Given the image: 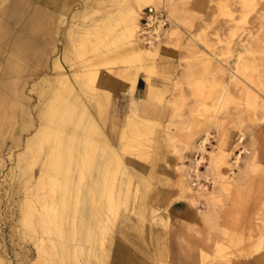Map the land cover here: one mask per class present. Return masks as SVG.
I'll list each match as a JSON object with an SVG mask.
<instances>
[{
  "label": "rangeland",
  "instance_id": "obj_1",
  "mask_svg": "<svg viewBox=\"0 0 264 264\" xmlns=\"http://www.w3.org/2000/svg\"><path fill=\"white\" fill-rule=\"evenodd\" d=\"M162 1L156 0L157 3L153 4L164 8L171 18L162 36L176 38L170 41L179 51L176 58H161L166 49L163 41L157 55L149 59L135 60L120 47L118 20L122 14L119 11H127L135 0H72L70 3L63 0L58 33L54 42H49L51 48L46 50L44 62L40 66L28 67L32 68L30 72L0 71V79L17 80L16 86L18 82L9 104L11 110L0 116V264H155L165 261V231L171 226L170 206L179 192V174L175 169L178 153L174 148H181L184 144L191 146L183 150L188 158L194 154L193 148L197 149L195 139L198 134L210 130L216 135L211 144L217 145L223 139L226 150L233 149L239 130H243L241 144L245 146L241 148L246 152H242L239 162L233 166L231 178H222L227 181L216 182L214 192L201 197L217 215L229 212V218L222 226L225 233L219 232L220 238L215 244L219 243L213 256L208 258L206 255L204 261L207 260V264H242L243 258L255 253L253 246L259 234L256 218L245 215L252 197L264 195V120L259 119L264 114V97L259 96L264 95V0H175L172 7ZM116 40L119 41L117 44ZM187 42L192 49L199 51V57H195L196 54L188 56L190 47ZM55 56L63 64V71L72 84L71 93L67 92L61 98L54 95L59 82L51 71ZM220 58L227 63L221 64ZM244 63L246 70L243 69ZM142 65L146 70L140 74L145 78L157 74L166 84L158 99H155L156 94L151 98L160 102L161 118L149 119L141 113L138 103L139 115L148 117L146 128L152 134L147 136L150 132L146 128L137 136L136 131L128 132L129 144L140 140V135L141 141L147 142L141 147L140 154H124L119 149V135L135 98L134 91L131 92L128 86L133 82L131 77L136 75L135 70ZM233 65L243 69L236 80L230 78L229 67ZM85 68L100 71L97 89L92 90L90 85L83 83L85 79L81 75ZM103 86L108 100L98 110L96 99L104 91ZM62 90L64 88L60 87L59 95L65 92ZM218 96L220 100L215 98ZM75 98L88 105L105 131L110 147L117 149L121 159L120 163L111 162L114 167L111 163L108 165L107 175L105 173L108 180L104 187L116 189L117 193L120 190L126 208H121L116 218L101 220L100 228L98 226L94 232L85 228L83 220L85 218L90 227H94L95 217L87 216V213L91 214L94 202L89 199L85 184L90 183L96 161L87 159L81 165L80 172L84 177H80L83 183L80 196L84 197H80L77 205L74 187L65 180H43L40 184L30 180L39 173L43 162L49 164L53 161L48 146L54 136L38 138L35 133L42 124L54 126L57 111ZM250 99L260 101L256 107L261 114L257 117L252 115ZM5 114L10 115L6 124L2 123ZM70 124L69 119L65 120L66 130L62 132L67 134ZM166 126L172 136L170 139L165 133ZM252 152L256 153L253 164L249 163ZM233 155L231 150L229 162L235 160ZM106 179L104 176V181ZM64 192L66 196L61 197ZM39 198L45 201L49 210L45 209L41 215L35 209H28L30 204L38 207ZM103 198L101 204L106 213L109 203L107 197ZM154 211H160L167 221V228L155 224ZM110 220H114L113 223Z\"/></svg>",
  "mask_w": 264,
  "mask_h": 264
},
{
  "label": "crops",
  "instance_id": "obj_2",
  "mask_svg": "<svg viewBox=\"0 0 264 264\" xmlns=\"http://www.w3.org/2000/svg\"><path fill=\"white\" fill-rule=\"evenodd\" d=\"M62 1L63 0H0V59L3 60L1 61L3 64L1 65L2 69L0 71L13 74H19V72L23 71L30 72L32 71V68L28 67L35 65L40 66V64L44 62V58L47 54L46 50L51 48L49 42H54L58 33L57 23L61 15V9L64 6L62 5ZM65 1L67 3L72 2V0H64V2ZM145 7L146 6L142 8L141 15ZM163 39V45L166 49L164 50V55L161 58L167 59L178 57L179 51L177 47L171 45L170 42L174 41L176 38L169 36V38L166 39L163 36ZM187 45L190 47L188 56H193L199 53L198 50L196 51L195 49H192V45L188 42ZM52 66L53 65H51V69ZM16 81L17 80L7 79L6 77L0 79V116L3 115L2 112L5 113L8 110L9 113L11 110V105H9L11 103V97L13 96L15 89L18 88V82L17 86L15 84ZM150 85L155 89L154 91L157 95V98L155 99H158V94H160L162 90L166 88V84L160 75H150L148 81L144 74H140L134 88V99H141L139 103L140 108L142 109L141 113L143 115L145 114L146 116H149V119L155 118L156 116L157 118H161V116H159L162 109L159 108L160 102H155V100H152L147 96ZM250 104L252 106V115L254 117H257L258 114H261L258 112L256 107V105L260 104V101L250 99ZM262 115L264 114H261L259 119H262ZM9 118L10 115L5 114L2 123H8ZM241 131L245 134V132L240 129L239 132ZM209 132L210 137L206 145L208 150L222 148L229 153V156L231 154V150H233L235 154L233 156L235 158L237 156L236 151H239L238 154L241 157L242 152H246L245 149L241 148L245 146V144H241L242 142L237 146L236 142L233 145V149L228 148L227 150L224 147L225 145H223V139L221 143L217 145L211 144V142L216 139V135L212 134L211 130ZM203 135H205L204 132L200 133L195 139V142H199ZM230 141L231 138L229 139V142ZM208 145H211V148H209ZM175 148L179 149L177 150L178 154H181L182 159L184 158V160L180 161L178 155L175 153L178 160L177 164L175 165V169L178 170L180 177H178V179L181 180H177L179 192L170 206L169 214L171 226L169 230L165 231L166 259L163 262L172 264H207L206 262L208 261H204V258L206 255H208V258L213 256L212 253L214 248L217 243H219L217 242L215 244L217 239L220 238L219 232L225 233V230L222 226L226 224L229 218V212L227 211L226 213L223 212V214L217 215L212 206L207 204L206 200L201 197L211 195L212 191L214 192L215 190L214 187L216 182H221V180H223V182L227 181L222 179V177L219 175L227 173V178L229 179V175L231 176V173L234 172L233 166H235L234 164L236 163L233 160L232 162H229L232 166H219V169L217 167L215 169L214 166L209 165L210 156L209 154L207 155L206 152L202 153L201 150L198 151L197 149L193 148L192 152H194V154L192 156L189 155L190 157L187 158V156L183 154V150L185 148L191 147H186L184 144V146L181 148ZM201 153L205 156V162H202V164L199 166L200 169L198 168L197 174L194 175V172L192 173L191 171L193 167L192 160L197 156H201ZM254 155L256 156L255 152L250 154L249 163L251 164L255 163L256 161H253ZM182 162L185 166L179 169L178 166ZM221 169H224V171ZM181 174H183L185 178ZM216 176L219 177L217 178ZM180 183L183 185V187L179 185ZM209 189L211 190L209 191ZM247 212L248 213L245 215L246 217L253 215L255 216V225L260 233V229H264L261 228L264 227V217H262L264 216V213H262L264 212V195H255L252 197V202ZM210 217H212V219ZM165 221L154 222L165 226ZM221 243L223 242L221 241ZM242 260V264H264V248H260L259 250L255 251V253L250 254L247 258H243Z\"/></svg>",
  "mask_w": 264,
  "mask_h": 264
},
{
  "label": "bare ground",
  "instance_id": "obj_3",
  "mask_svg": "<svg viewBox=\"0 0 264 264\" xmlns=\"http://www.w3.org/2000/svg\"><path fill=\"white\" fill-rule=\"evenodd\" d=\"M163 3H168V5L170 7L174 6V3L176 2L175 0H163ZM153 3H157L156 0H135V2L133 4H131V6L128 7V10L125 12H121L119 11L122 15L120 16V19L118 20V23L121 27V31H119L120 33V39L122 40L121 42V48L124 51H127L128 54H130V57H134L135 58H139V59H149L152 58L154 56L157 55V52L159 51L160 46H162V40H163V36L165 33V30L163 31V33L161 35H157L155 37L154 41H150L149 44H145L142 39L140 38L139 35V19H140V15H141V10L144 6H148V5H153L155 7H157L156 5H154ZM162 7V6H161ZM164 9V8H162ZM165 10V9H164ZM166 11V10H165ZM167 12V11H166ZM36 13V12H35ZM40 15V14H39ZM168 17L170 18L169 14L167 13ZM44 16V15H43ZM42 17V16H41ZM38 19V18H37ZM171 19V18H170ZM35 20V19H34ZM260 20V19H259ZM33 24V22H32ZM35 24V23H34ZM33 27V26H32ZM119 29V28H118ZM117 30V29H116ZM118 34V33H117ZM119 35V34H118ZM118 37V36H117ZM192 37V36H191ZM193 38V37H192ZM118 39V38H117ZM119 39V41H120ZM85 40V39H84ZM118 40L115 41V43ZM118 41V42H119ZM191 41V40H190ZM27 43V42H26ZM190 43V42H189ZM117 44V43H116ZM115 44V45H116ZM118 46V45H116ZM118 49V48H117ZM248 49V47L246 48ZM251 49V48H250ZM118 51V50H116ZM115 51V52H116ZM245 52V51H244ZM249 52V51H248ZM247 52V53H248ZM223 53V52H222ZM242 53V51H241ZM209 54V53H208ZM231 54V53H230ZM241 55V54H240ZM118 56V55H116ZM129 56V55H128ZM199 54H196L195 57H199ZM213 55H211L212 57ZM237 56V53H236ZM239 56V55H238ZM242 56V55H241ZM244 56V55H243ZM243 56L241 57L242 59ZM194 57V58H195ZM240 57V56H239ZM193 58V57H192ZM202 58V57H201ZM88 59V58H87ZM102 59V58H101ZM104 59V58H103ZM122 59V58H121ZM221 59V58H220ZM219 59V60H220ZM235 59V57H234ZM241 59V60H242ZM136 60V59H135ZM191 60V59H190ZM189 60V61H190ZM200 60V58H199ZM205 60V59H203ZM217 60V59H216ZM53 66H52V73L55 75V77L59 80L58 85L56 87V92L54 93V95L57 98H61L65 93L72 91V84H70L68 76L66 75V73H64V67L63 64L61 63V61L58 59V57L55 56V59L53 60ZM187 61V60H186ZM193 61V59H192ZM227 61V60H226ZM243 61V60H242ZM75 62V61H74ZM141 62V61H140ZM195 62V61H194ZM193 62V63H194ZM197 62V61H196ZM221 64L225 65L224 60L221 59ZM240 62V60H239ZM88 63V62H87ZM142 63V62H141ZM191 63V61H190ZM145 64V63H143ZM197 64V63H196ZM241 64V63H240ZM246 63H244L243 65V69L246 70ZM79 65H82L81 63ZM88 65V64H87ZM90 65V64H89ZM88 65V66H89ZM94 65V64H93ZM189 65V64H188ZM192 65V64H191ZM236 65V64H235ZM85 66V65H84ZM87 66V68H88ZM193 66V65H192ZM197 66V65H196ZM234 66V65H233ZM82 68V67H81ZM14 69V68H13ZM111 69V68H110ZM230 78L232 80H236L239 79L240 77V73H243V69L242 67L239 68L237 67H232L230 68ZM64 70V71H63ZM83 70V69H81ZM146 70L145 65H142V67L138 68L136 71V75H134L133 77H131V80H133V82H131L128 86L129 90L131 92L134 91L135 85H136V81L138 79V75H140L141 72H144ZM191 71V70H190ZM190 71H187L189 73H191ZM225 74V73H224ZM78 74H76L75 77H77ZM82 77H84V82L85 85H90L89 88L92 90L97 89V84H99V79H100V71L94 70V69H86L84 70V74L81 75ZM228 78V76H226ZM149 81V78H146ZM50 80V79H49ZM50 82V81H49ZM102 83V82H101ZM100 83V84H101ZM52 84V83H51ZM228 85V84H227ZM60 87H63L64 90H62L64 93H61L59 95V91H60ZM225 87V86H224ZM104 90V86L102 87ZM76 90V89H75ZM107 91H101L100 92V97L98 99H96V103L97 106L96 108H98V110H100L102 108V104L105 103V101L108 100V93H106ZM223 92V91H222ZM264 92V91H262ZM77 94V93H76ZM214 94V93H213ZM260 94V93H259ZM154 89L153 87L150 85L148 88V92H147V96L150 98H154ZM221 95V94H220ZM219 95V96H220ZM215 97V98H219ZM264 97V95H259ZM258 96V97H259ZM131 97V96H130ZM257 97V98H258ZM69 98V97H68ZM134 98V97H133ZM216 99V100H217ZM141 99H132L131 101V107L129 112L127 113V115L125 116L124 119V123L123 126L121 127V133H120V147L119 149L124 153V154H134V153H139V151L141 150V147L144 146V144H146L147 141L143 142V140L141 141V139L138 141H133L134 143L129 144V133L130 131H136L137 134H140V132L142 130H144L148 125H147V118L144 116L139 115L138 112V103L140 102ZM220 100V99H218ZM53 101V100H52ZM84 101V100H82ZM259 101V100H258ZM50 102V101H49ZM218 102V101H217ZM216 102V103H217ZM222 102V101H221ZM62 103V101H61ZM65 104V103H64ZM104 105V104H103ZM262 105H264V102H262ZM56 106V105H54ZM106 106V104H105ZM55 108V107H54ZM47 109V108H46ZM56 109V108H55ZM54 109V110H55ZM97 110V109H96ZM97 112V111H96ZM262 112V111H261ZM99 114V113H97ZM104 114V112H103ZM58 116L56 119H54V123L55 125L53 126H48L47 124H42L41 127L37 130V132L35 133L38 138L39 137H46V139H49V136H54V141L52 142L51 145H49L48 148V153L49 156H52V160L49 164H46V162H43V164L40 165V168L37 172H39L38 174L35 173L34 176L31 177L30 180L33 179V183L37 182L38 184H40L41 181H47V180H51V179H62L63 181L65 180L67 182V184L72 185L74 187V191L76 192V198H75V202L76 205L77 203L80 202V196L81 194V186L83 185L82 183V173L81 171V165L83 164V162L87 161V159L96 161L95 167L92 168V170L94 169V173H91V178H90V183L85 184L87 186V193L90 196V200L91 202H94V208H91L93 210H91V214H88L87 211V216L91 215L93 217H95V221L93 224H98L97 226L94 225V227H90L88 220H86L84 218V223H86L85 228H89L90 231L95 230L98 226L100 228V222L101 220H109L110 218H116L118 216L119 210L121 208H126V203L122 202V198H121V194H120V190L118 191V193L116 192V189L110 188L108 190L107 187H104L105 184L104 182H106L108 179H106V175H107V167L108 165L114 161H118L119 163L121 162L120 159V155L118 154V151H116L115 149H113L112 147H110V141L107 137V135L104 133L105 131H103L100 127V125L98 124L97 120L95 117H93V115L91 114L88 105L84 103H82L80 100L76 99L73 100L72 103H67L66 105L63 106L61 109H59L57 111V115ZM100 116V115H99ZM103 117V116H102ZM70 120V124L71 126L69 127V131L68 133H64L62 132L64 129L66 130L65 127V120ZM100 119V118H99ZM71 120L73 122H71ZM262 120H264V117H262ZM49 122V120H48ZM105 122V120H104ZM103 122V123H104ZM102 123V121H101ZM150 127V126H149ZM189 126H186L185 128L188 129ZM171 128V127H170ZM147 129V128H146ZM148 130V129H147ZM150 130V129H149ZM148 130V131H149ZM208 130V129H207ZM147 132V131H146ZM150 132V131H149ZM166 136L167 138H171V133L170 130L168 128V126H166V130H165ZM53 134V135H52ZM142 134V132H141ZM147 134V133H146ZM152 133L150 132L149 135L150 136ZM209 131L205 132V136L202 137L201 141L199 143H196V148L198 150H201L202 153H207V155L209 154L210 156V166H214L215 169L216 167L219 169V166L222 165H229L232 166L229 161H228V156L229 153L226 152L225 150H223L222 148H216L215 150H208L206 148V145L209 141ZM199 135V134H198ZM146 137V136H145ZM144 137V138H145ZM244 137V133L241 131L237 140V144H240L243 140ZM119 138V137H118ZM149 138V137H148ZM119 140V139H118ZM132 141V140H131ZM149 141L151 142L150 138ZM192 142V141H191ZM194 143V141H193ZM110 147V148H107ZM118 147V146H117ZM191 147V146H190ZM194 147V146H193ZM179 150L178 148H174V151L178 153ZM201 153V154H202ZM140 154V153H139ZM141 156H143V154H141ZM178 158L181 160H184V158L182 159L181 154H178ZM241 158V156L239 154H237L234 162L237 163L239 161V159ZM64 160L65 163H64ZM193 167L191 169L192 173L195 175L197 174L198 168L199 166L202 164V162H205V156L204 154H202L200 157H195L193 160ZM208 161V162H209ZM90 162V163H91ZM117 162V163H118ZM118 163V164H119ZM63 164H65V166H63ZM89 164V163H88ZM93 164V163H92ZM113 163H111L112 165ZM122 164V163H121ZM78 165V167H77ZM90 165V164H89ZM117 166V164H114ZM207 165V164H206ZM235 165V164H234ZM84 166V165H83ZM86 166V164H85ZM184 163L182 162L178 168L181 169L182 167H184ZM111 167H114L113 165ZM123 167V166H122ZM121 167V169H122ZM90 168V167H89ZM117 168V167H116ZM210 168V167H209ZM232 168V167H231ZM88 169V168H87ZM107 169V171H106ZM113 168H111L112 170ZM200 169V168H199ZM208 169V168H207ZM83 170V169H82ZM110 170V171H111ZM120 170V168L118 169ZM116 170V171H118ZM124 170V169H122ZM84 171V170H83ZM86 171V170H85ZM109 171V172H110ZM114 172V169L112 170ZM178 171V170H177ZM206 171V170H205ZM232 171V170H231ZM80 172V173H79ZM123 172V171H122ZM182 172V171H181ZM201 172V171H200ZM203 172V171H202ZM106 173V175H105ZM111 173V172H110ZM118 173H120L118 171ZM180 173V172H179ZM204 173V172H203ZM209 173V172H208ZM219 173V172H218ZM86 174V173H85ZM78 175V178H76V176ZM117 175V173H116ZM119 175V174H118ZM122 175V173H121ZM183 175V174H181ZM83 176V175H82ZM104 176H105V181H104ZM114 176V174H113ZM112 176V177H113ZM191 176V175H190ZM189 176V177H190ZM204 176V174H203ZM222 178H227L228 175L227 173H223L221 175ZM219 176H216L217 178ZM82 179H81V178ZM84 177V176H83ZM89 177V176H88ZM108 177H111L110 174ZM107 177V178H108ZM116 177V176H115ZM119 177L121 178V176L119 175ZM184 177V175H183ZM192 177V176H191ZM201 177V176H200ZM180 178V177H179ZM185 178V177H184ZM229 178H231V176L229 175ZM78 179V180H77ZM116 179V178H115ZM133 179V177H132ZM213 179V178H212ZM120 180V179H119ZM118 180V181H119ZM179 181L181 179H178ZM198 180V179H197ZM214 180V179H213ZM54 181V180H53ZM87 181V180H86ZM114 181V180H113ZM187 181V180H186ZM28 182V181H27ZM48 182V181H47ZM58 182V181H57ZM61 182V181H60ZM131 182V181H130ZM129 182V183H130ZM37 183H35L37 185ZM56 183V182H55ZM110 183V182H109ZM186 183V182H185ZM214 183V182H213ZM125 184V183H124ZM123 184V185H124ZM197 184V183H196ZM204 184V183H203ZM88 185L90 186L88 188ZM107 185V183H106ZM121 185V183H120ZM179 185H181V187H183V185L180 183ZM44 186V185H43ZM59 186V185H58ZM57 186V187H58ZM115 186V185H113ZM112 186V187H113ZM126 186V185H125ZM180 187V188H181ZM66 190H68V185L67 187H65ZM129 188V184L128 187H126V189ZM186 189V187H185ZM64 191V189H62ZM116 190V191H115ZM188 190V189H187ZM190 190V189H189ZM211 189H209L210 191ZM37 191V190H36ZM62 191V192H63ZM84 194H85V190ZM82 191V192H83ZM191 191V190H190ZM117 193V196H115ZM195 192V191H194ZM200 192V191H199ZM129 193V192H128ZM181 193V192H180ZM213 193V191H212ZM33 194V193H32ZM35 194V193H34ZM62 196L61 197H65L66 196V192L61 193ZM83 194V193H82ZM182 194V193H181ZM180 194V195H181ZM185 194V193H183ZM30 195V194H29ZM87 195V194H86ZM33 196V195H32ZM38 196V195H37ZM40 196V195H39ZM38 196V197H39ZM88 196V195H87ZM86 196V197H87ZM88 196V197H89ZM183 196V195H182ZM84 197V196H83ZM82 197V198H83ZM103 197H107L108 203V211L106 213H104L103 207H102V200L104 199ZM81 198V200H82ZM124 198H125V193H124ZM123 198V199H124ZM184 198V197H183ZM191 198V197H190ZM43 199V198H42ZM64 199V198H63ZM85 199V198H84ZM87 199V198H86ZM126 199V198H125ZM128 199V197H127ZM126 199V200H127ZM39 200V206H35L30 204L31 201L29 200L28 202H30L29 204V208H32V210H37V212L43 213L45 211L46 208V203L45 201H42L40 198ZM87 200V201H90ZM25 201V200H24ZM84 201V200H83ZM61 202V201H60ZM99 202V203H98ZM62 203V202H61ZM198 203V202H197ZM91 204V203H90ZM63 206V205H62ZM93 206V205H92ZM168 206V205H167ZM85 208V207H84ZM89 208V207H88ZM59 209V208H58ZM63 209V208H62ZM31 210V211H32ZM49 210L47 209V212ZM85 211V209H84ZM157 211V210H156ZM36 212V214H38ZM160 212V211H159ZM159 212H155L154 211V221H159V222H164L165 219L163 218V216L161 214H159ZM264 213V212H262ZM29 214V213H28ZM36 216V215H35ZM43 216V214H42ZM41 216V217H42ZM61 216V214H60ZM86 216V215H85ZM86 216V217H87ZM107 217V219H106ZM264 217V216H262ZM261 217V218H262ZM25 218V217H24ZM40 218V217H39ZM89 218V217H87ZM207 218V217H206ZM212 219V217H210ZM209 218V219H210ZM260 218V217H259ZM32 219V218H31ZM43 218H41L42 220ZM92 219V218H91ZM210 219V220H211ZM29 221V220H28ZM34 221V220H33ZM92 221V220H91ZM114 220H110V222L113 223ZM38 222V221H37ZM155 222V223H156ZM167 222V221H165ZM36 223V222H35ZM41 224V221L39 222ZM38 223V224H39ZM157 224V223H156ZM259 224V223H258ZM159 225V223H158ZM163 226V225H162ZM166 226V225H165ZM259 227V225H258ZM167 228V227H166ZM264 228V227H261ZM261 232L258 235L257 240L254 243V250L257 251L260 248H264V229H260ZM94 232V231H93ZM92 236V235H91ZM42 237V236H41ZM45 239V238H44ZM90 241L91 238L89 237ZM42 240V239H41ZM53 240V239H52ZM57 240V239H56ZM55 240V241H56ZM40 242V241H39ZM104 242V241H103ZM36 243V242H35ZM53 243V242H52ZM103 249H105L104 246H102ZM40 253V252H39ZM156 264H172V263H167V262H161L159 261Z\"/></svg>",
  "mask_w": 264,
  "mask_h": 264
},
{
  "label": "built area",
  "instance_id": "obj_4",
  "mask_svg": "<svg viewBox=\"0 0 264 264\" xmlns=\"http://www.w3.org/2000/svg\"><path fill=\"white\" fill-rule=\"evenodd\" d=\"M169 23L167 12L162 8L148 5L144 8L139 22V35L145 44L161 35ZM166 31V30H165Z\"/></svg>",
  "mask_w": 264,
  "mask_h": 264
}]
</instances>
